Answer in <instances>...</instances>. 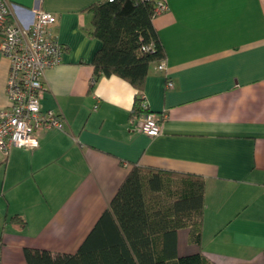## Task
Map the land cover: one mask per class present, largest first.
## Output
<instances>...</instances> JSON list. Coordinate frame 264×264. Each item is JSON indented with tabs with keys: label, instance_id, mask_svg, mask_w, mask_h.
<instances>
[{
	"label": "crops",
	"instance_id": "crops-1",
	"mask_svg": "<svg viewBox=\"0 0 264 264\" xmlns=\"http://www.w3.org/2000/svg\"><path fill=\"white\" fill-rule=\"evenodd\" d=\"M7 1L13 18H57L65 52L46 71L42 107L68 126L40 131L34 150L0 152V264H28L26 248L76 254L134 166L204 180L201 244L179 230V256L264 264V0H159L168 77L152 64L143 90L149 110L167 115L155 138L140 131L128 81L101 77L90 90L102 42L87 9L107 0ZM9 73L0 51V110Z\"/></svg>",
	"mask_w": 264,
	"mask_h": 264
},
{
	"label": "trees",
	"instance_id": "trees-1",
	"mask_svg": "<svg viewBox=\"0 0 264 264\" xmlns=\"http://www.w3.org/2000/svg\"><path fill=\"white\" fill-rule=\"evenodd\" d=\"M157 1L107 0L87 9L93 16L91 35L102 42L92 62L90 90L101 77L117 76L128 81L138 91L133 110L138 115L145 112L141 97L151 65L166 60L153 25ZM145 47L150 48L143 50ZM204 194L205 183L199 177L134 166L76 254L52 255L26 248V261L28 264H213L202 253L179 256L177 252L179 230L189 229L190 241L201 244Z\"/></svg>",
	"mask_w": 264,
	"mask_h": 264
},
{
	"label": "built area",
	"instance_id": "built-area-1",
	"mask_svg": "<svg viewBox=\"0 0 264 264\" xmlns=\"http://www.w3.org/2000/svg\"><path fill=\"white\" fill-rule=\"evenodd\" d=\"M156 4L157 15L168 10L166 3L157 1ZM14 8L7 0H0V51L10 61L7 80L10 105L0 110V152L3 154L13 148L34 150L39 146L40 131H65L68 126L62 113L42 107L46 71L61 64L65 52V46L53 33L57 18L45 11L27 12L13 18ZM156 70L168 77L166 60L157 63ZM173 86L169 80L167 87ZM141 98L145 112L140 119V131L149 137H158L167 115L151 112L145 95Z\"/></svg>",
	"mask_w": 264,
	"mask_h": 264
}]
</instances>
